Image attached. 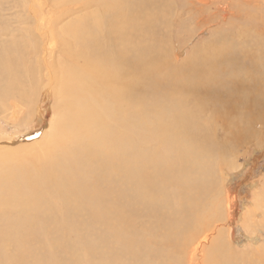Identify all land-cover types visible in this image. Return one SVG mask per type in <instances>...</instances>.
Returning a JSON list of instances; mask_svg holds the SVG:
<instances>
[{
    "label": "bare ground",
    "instance_id": "obj_1",
    "mask_svg": "<svg viewBox=\"0 0 264 264\" xmlns=\"http://www.w3.org/2000/svg\"><path fill=\"white\" fill-rule=\"evenodd\" d=\"M30 2L0 49V116L19 127L39 49L59 112L36 145L0 136V264H235L216 223L241 156L262 148V17L179 63L182 10L201 26L210 0ZM255 202L247 223L264 221Z\"/></svg>",
    "mask_w": 264,
    "mask_h": 264
},
{
    "label": "rangeland",
    "instance_id": "obj_2",
    "mask_svg": "<svg viewBox=\"0 0 264 264\" xmlns=\"http://www.w3.org/2000/svg\"><path fill=\"white\" fill-rule=\"evenodd\" d=\"M30 1L32 0H1L0 49H4L2 46L8 45L18 36L19 38L22 37L20 30H23L24 32L27 25L24 26L20 23L19 16L22 15L23 12L21 11V8L19 9L16 6L22 2L23 4L27 3L26 7L29 8L31 5ZM196 4L197 8H206V11L202 16V18L206 20L203 19L201 24L204 30L201 29L202 27L200 25L194 26V24H192L193 27L188 25L190 24V20L188 19V15H186V10H189V7L185 6L183 8L184 10H182L183 14L185 13L183 15L184 26L189 33L181 34L180 32H176V34H174V32L173 37L170 35L171 42L172 44L174 43L175 52L180 51V54H176L179 55V63L187 60L188 57H192L194 53L193 50H195L196 47L211 45L214 37L220 39L222 35L234 36L237 33V29H239L237 25H241L245 29L243 30V33H248V28L249 30L251 28V33H256V30L253 27H250L252 23L251 18H260L261 16L263 20H261V26L258 28H261L264 31V0H210V3L207 4L208 7L200 5L197 2ZM45 13L46 12H44L46 19H49L50 14ZM24 14L26 20L33 19L32 13L26 12ZM45 16H43V19ZM30 22H32L31 26L34 25V19ZM245 25H247V27H245ZM3 30H8L9 33L5 34ZM263 31L260 30L259 33L262 34ZM216 33H218V35H216ZM39 36L38 40L36 39L38 42L44 38ZM262 40L264 39L262 38ZM233 41L236 40L233 39ZM41 44L44 45V41L41 42ZM52 44L55 49L58 48L55 46L57 44ZM40 47L43 46L40 45ZM31 50L32 49L29 50L30 53ZM39 50L40 53L37 57L34 58L32 56V62L30 56L29 59H27L28 66L36 69V75H40L38 79L40 81H38L37 90H35L36 85H33L34 88H31V84H29L28 90H31L32 92H28L24 104V113L16 120L17 123L20 124L19 127L18 124L15 126L16 124L9 123L10 121L5 119L4 114L0 116V136L6 138L15 137L14 140L16 141V145L14 148L36 145V143L43 141L46 134L51 130V122L53 121L54 116L59 112L56 107L57 103L55 96L48 95L43 91L44 85L48 84V78L44 76V68L43 72L40 68V57L42 51L45 52V50ZM58 55L59 54L53 52L52 56L56 59ZM31 96L33 98H30ZM261 134L262 136L264 135L263 131H261ZM261 145L262 148H260ZM259 146L260 149L250 150L241 156L237 171L234 174H231L230 177L231 180L229 182V187L232 195H229L231 198H228V205L226 206L224 203V208L219 207L222 212H219V222L216 223L217 230L220 235H223L225 243H228L230 248L235 251V264H264V221L262 222L261 218L258 216L257 219L254 218L253 220H250L249 223L245 221L246 214L248 213L245 211V207H249L247 209H250L249 211H254L253 208L257 206L255 202L256 197L264 193V136ZM252 184H256L257 187L252 189ZM250 202L255 203L256 205L251 204ZM262 214L264 215V213ZM245 223H247L248 228L245 227ZM232 232L234 233V238L232 237L231 239L230 235ZM82 233V228H79L77 229V232L73 231L72 235L74 239H76ZM254 235V240L257 239V244H251V241L248 243L247 239ZM98 236L99 237H94V240H105L102 233L98 234Z\"/></svg>",
    "mask_w": 264,
    "mask_h": 264
}]
</instances>
